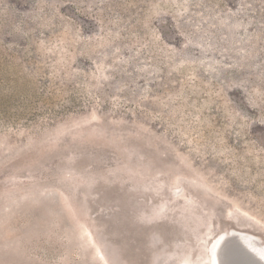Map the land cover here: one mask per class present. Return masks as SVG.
I'll return each instance as SVG.
<instances>
[{"label":"rangeland","instance_id":"obj_1","mask_svg":"<svg viewBox=\"0 0 264 264\" xmlns=\"http://www.w3.org/2000/svg\"><path fill=\"white\" fill-rule=\"evenodd\" d=\"M230 232L264 246V0H0V264H214Z\"/></svg>","mask_w":264,"mask_h":264},{"label":"trees","instance_id":"obj_2","mask_svg":"<svg viewBox=\"0 0 264 264\" xmlns=\"http://www.w3.org/2000/svg\"><path fill=\"white\" fill-rule=\"evenodd\" d=\"M131 163H132L131 165H124V166H118L116 168H113L111 170V172L109 173V175H112V179H110V181H112L114 179H117V180H135L134 185L130 188L131 190L136 189V188H141L142 190H145V191L153 190L157 194L160 189L157 187L156 188L153 187L149 180L140 179V176L142 177V176H145L146 174L143 172V170L140 166H137L135 164V162H131ZM70 170H71L70 163H68L67 165H65V168L63 170L57 168L55 174L57 177L59 175H62L63 177H65V180L67 182H69V180H74V182H78V176L77 175L67 173V171H70ZM92 179H93L92 177L87 178L86 184L88 185V187L92 183V181H93ZM80 201H81V204L85 210V214H87L89 211V208H90V200H89L88 195L87 194L86 195L80 194ZM165 209H167V207L164 205H161L156 209V212L162 214V211H164ZM154 217L155 216H153V215L144 214L142 212H137L135 219H136V221H140V220H146L147 221V219H151ZM176 221H178V220H176ZM179 222H180V220H179ZM184 222L185 221L180 222L182 227L185 226ZM157 238H159V237L157 236L156 240H158ZM153 239H155V238H153ZM104 247L108 251V254H110V257L115 264H128L125 260L122 259V252H123L122 250L123 249L120 246L105 244ZM172 257H175V256L174 255H167V256H165L164 260H169Z\"/></svg>","mask_w":264,"mask_h":264},{"label":"bare ground","instance_id":"obj_3","mask_svg":"<svg viewBox=\"0 0 264 264\" xmlns=\"http://www.w3.org/2000/svg\"><path fill=\"white\" fill-rule=\"evenodd\" d=\"M240 237L254 254L258 255L262 260H264V246H262V244L255 241L252 237H247V236H240ZM219 244H221L220 249L222 250V260L225 258L224 264H235L236 258H238L240 255L237 252V250L234 248L235 242L231 240V237L228 236H223L213 241V243L210 246L211 248H209V252L210 253L212 252V255H210L209 258L210 262L213 256L214 257L213 261L215 260L214 264H219V255L221 253V251L219 252V249H217Z\"/></svg>","mask_w":264,"mask_h":264},{"label":"water","instance_id":"obj_4","mask_svg":"<svg viewBox=\"0 0 264 264\" xmlns=\"http://www.w3.org/2000/svg\"><path fill=\"white\" fill-rule=\"evenodd\" d=\"M242 235H240V233L237 232H230V237L231 240H233L235 242V249L237 250V252L239 253V257L236 258L235 264H264V260H262L258 255L254 254L249 248L248 246L245 244V242H243V240L241 239ZM221 244H219L218 248L219 252L221 251L220 255H219V264H224L225 262V258L222 260V250L220 249Z\"/></svg>","mask_w":264,"mask_h":264}]
</instances>
